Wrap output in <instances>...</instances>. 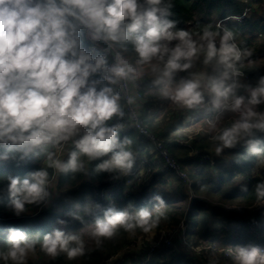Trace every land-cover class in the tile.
Instances as JSON below:
<instances>
[{
  "label": "clouds",
  "instance_id": "1",
  "mask_svg": "<svg viewBox=\"0 0 264 264\" xmlns=\"http://www.w3.org/2000/svg\"><path fill=\"white\" fill-rule=\"evenodd\" d=\"M144 2L149 7L143 8L139 0H0V147L4 149L0 160L15 159L17 155L23 160L37 150L45 151L48 145L62 147L80 135L73 140L78 151L70 152L66 162L55 158V153H47V168L60 173L82 171L80 156L95 160L109 153L111 158L101 163L99 170L120 169L127 173L133 167V154L125 150L130 141L120 142L118 137L121 125H106L113 116L123 115L117 103L119 95L113 94L110 87L97 91L99 81L89 85V77L100 70L110 73L105 77L109 83H116L113 77L126 78L133 69L123 62L107 68L103 56L92 63L93 58L80 48L78 26L88 29L93 41H128L132 39L130 34L142 32L133 40L138 63H148L154 57L163 60L167 55L161 77L155 81L165 83L166 89L177 72L191 69L194 58L203 53V63L214 64L218 74L190 73V78L181 79L171 94L167 90L164 94L177 104L193 108L202 103L201 88L206 82L218 112L239 113V119L215 137L220 142L217 154L251 136L253 129L264 131V117L255 111V106L264 103V78L250 90L247 101L234 95L236 78L242 75L236 64L245 53L232 42L233 33L224 29L221 35L208 26L197 34L198 39H193L188 31H169L174 22L166 19L171 14L167 8L158 7L162 0ZM125 22L129 23L122 27ZM162 39L178 43L169 48L159 43ZM245 143L249 152L261 151L260 140L248 139ZM48 176L46 168H41L23 179L8 178L7 191L15 216L24 213L26 205L38 204L48 196ZM256 194L264 198V183L256 185ZM154 199L164 206L159 195ZM158 223L159 218L152 219L147 209L132 216L109 207L102 219H96L92 236L100 243L118 228L127 231L139 227L148 232ZM8 243V251L0 255L14 264H23L35 251L37 241L23 231L9 229ZM41 250L53 258L63 252L73 259L83 254L84 243L77 235L54 230L44 236ZM235 260L237 264H264L257 247L240 248Z\"/></svg>",
  "mask_w": 264,
  "mask_h": 264
},
{
  "label": "trees",
  "instance_id": "2",
  "mask_svg": "<svg viewBox=\"0 0 264 264\" xmlns=\"http://www.w3.org/2000/svg\"><path fill=\"white\" fill-rule=\"evenodd\" d=\"M255 1L262 2V0ZM139 3L143 8L149 7L144 0H139ZM158 7L167 8L171 13L166 17V19L174 22V27L169 31L184 30L190 32L193 37H197V34H202L206 27L211 26L212 31H218L221 35L224 29L233 33L234 40L237 41L241 51L245 53L244 57L237 62L236 67L246 74L245 79H238V86L234 90V95L244 97L247 101L250 90L257 87L260 79L264 78V69L252 63L257 58L255 52H262V49H254L256 48V37L264 38V17L254 20L243 17L238 23L230 20L231 16H240L245 11L242 0H162ZM212 12L215 13L217 20L224 22L223 28H218L214 22L207 18ZM127 23L129 22H125L122 27L126 26ZM77 35L80 48L83 49L86 45L83 26H78ZM133 40L132 38L128 41H110L127 58L134 60L139 59V57L135 52ZM250 48L253 51H249ZM246 52L251 53L247 55ZM101 56L105 58L106 67L109 68L110 63L106 55ZM167 59L168 57L165 55L162 62L166 63ZM190 70L181 73L190 75ZM104 72L107 71L100 70L92 74L89 77V85L92 81H99L97 85L99 88L104 82L102 78ZM217 74L214 72V75ZM255 108L263 110L264 103L255 106ZM144 120L148 127L158 130L150 125L146 117ZM115 124L121 125L118 131L120 142L125 139L130 141L129 144L125 145V150L133 154L134 167L137 165V158L145 152L152 151L153 145L128 124L110 120L106 122L107 126ZM172 132L173 130H169L164 134L165 145L171 156L179 160L182 171L187 174L190 181L189 189L187 184L173 171H158L147 186L140 191L139 195L122 194L112 207L118 211H126L132 216L140 209H147L151 213L152 219L159 218V223L154 227L155 229L175 226L181 220H185L189 226L187 238L194 241L195 244L204 241L215 242L239 250L264 243L262 236L264 213L262 211L253 212L249 209L257 200H264V198L257 197L256 185L260 183V177L254 173L258 160L264 157V131L253 129L251 136L240 139L232 148H224L220 154L216 153L217 157L213 166L203 160L200 155L191 158L188 156L192 149L215 150L220 143L215 137L210 139L207 135L199 136L192 142L191 147H186L168 141ZM79 138L80 135H77L74 140ZM248 139L261 141L258 146L261 149L259 154L249 152L245 143ZM50 148L51 145H48L45 151L37 150L23 160L19 158V155L15 159L0 160V254L6 253L9 249V229H17L37 241L35 251L32 253L40 257L41 264H101L111 256L121 252L125 253L124 264H136L141 255L126 251L130 245L126 238L129 234L143 235L145 232L143 229L137 227L126 231L123 228H118L111 238H101L100 243H97L94 237L88 238L84 235V231L94 227L96 219H102L104 211L109 208L93 210L90 204L93 202L94 195L92 183L104 179L110 172L99 170L98 166L109 160L112 153L95 160L80 156L78 159L83 163L82 171H69L67 173L57 171L53 173V169L47 168L45 163ZM3 151L4 149L0 147V153ZM72 151H78L74 143L69 147L62 161L66 162L69 153ZM115 151H119V149ZM162 165V162L159 161L155 166L157 169H161ZM41 168H46L49 173L48 181H52L53 193L49 191L48 196L42 202L26 205V211L19 217L15 216L10 207L7 191L8 178L20 177L23 179L29 173ZM171 179L175 185L169 192L163 188V183H167ZM242 188H247V191H242ZM187 189L189 193L185 191ZM157 195L163 199V207H160L154 199ZM226 206H236V209L231 210ZM249 214L260 222L258 235L250 233L247 225L241 222L242 216ZM75 216H79L80 219H75ZM60 220L65 223H58ZM226 228L229 230L228 232L225 231ZM54 230H61L66 235L79 236L84 243L83 254L69 259L67 254L63 252L54 258L43 252L41 250L43 238ZM0 264H14V262L11 259L5 260L3 255H0ZM23 264H25V260ZM146 264H193V261L187 251L176 243L174 248H164L153 253Z\"/></svg>",
  "mask_w": 264,
  "mask_h": 264
},
{
  "label": "built area",
  "instance_id": "3",
  "mask_svg": "<svg viewBox=\"0 0 264 264\" xmlns=\"http://www.w3.org/2000/svg\"><path fill=\"white\" fill-rule=\"evenodd\" d=\"M231 19L240 21L242 18ZM217 25L220 26L219 28H223V22ZM83 31L86 44L83 50L93 58L91 61L92 63L95 62L97 56L105 54L110 63V67L123 62L124 65H128L133 69L126 78H117L121 93V100L118 105L123 115L113 116L110 121H120L128 124L153 145V150L139 156L137 158V165L128 170L127 173H122L120 169H113L104 179L92 183L94 194L93 202L91 203L92 209L98 210L112 207L122 194L133 193L137 195V189L140 186L142 188L146 187L148 183L145 182L150 181L153 175L158 173V171H173L187 184V188L189 189V178L187 174L182 171L179 160L175 159L169 153L165 145L164 134L172 129L175 124H181L180 130L172 132L168 137V141L191 147L192 142L199 136L207 135L210 139L216 137L224 128L231 126L239 119V113L230 111H225L223 113L218 112L213 107V96L208 90L206 82L201 88L203 92V101L201 104L191 108L192 116L189 117L185 112L179 111V109L173 113V109L169 106L162 107L159 105L158 101L149 99V96L155 92L157 86H159L164 93L165 90H167L168 93L171 94L180 80L190 78V75L177 72L171 84H168L166 89L165 83H155V81L161 77L165 65L164 62L152 59L148 63H138L139 59L131 60L127 58L110 40L102 38L93 41L90 38L89 30L83 27ZM141 33L130 35L135 39V36L141 35ZM236 45L239 48L238 44ZM243 57L244 55H242V58ZM240 72L242 75L236 78L237 84L239 78H246V74L242 71ZM190 73L198 72L190 70ZM229 83H231V81H229ZM231 99L232 97L229 98V103ZM149 103L153 105L150 109L147 108V104ZM255 111H257L261 117H264V109L258 110L255 108ZM166 113V123L164 122L159 130H153L146 125L144 117H149L153 119L154 122H160L163 118L162 114ZM225 113H227V115H225ZM213 122L215 123V127H212ZM183 133L184 135H182ZM75 138L76 136L73 137V140ZM73 140L64 143L62 147L54 148L51 145L50 152L55 153V158L63 160L69 147L73 145ZM199 155L203 160L209 162L211 166L214 165L215 150L203 151L192 149L188 157L191 158ZM159 161L163 164L161 169H157L155 166ZM52 169L53 173L57 172L56 169ZM258 175L260 177V183H264V160L262 161ZM49 184H52V181L47 185L48 193ZM97 205H99V207H97ZM231 207L232 206H226L228 209ZM249 209L253 212L262 211L264 213V200H257ZM242 222L247 225L250 233L258 235L260 222L254 216L250 214L244 215L242 216ZM225 231L228 232L229 230L226 228ZM188 232L189 226L185 220H181L177 225L171 227H163L160 229L152 228L150 231L145 232V235L142 236L143 238L134 240L132 244L130 243L126 251L141 255L136 264H146L156 251L164 248H174L176 243H178L187 251L193 264H237L235 257L238 255V249L232 246H223L219 243L207 241L195 244L194 241L187 238ZM130 246H132V248L129 249ZM251 247H257L260 250V255L264 256V243L257 246L251 245L248 248L250 249ZM124 254V252H121L111 256L101 264H124Z\"/></svg>",
  "mask_w": 264,
  "mask_h": 264
},
{
  "label": "rangeland",
  "instance_id": "4",
  "mask_svg": "<svg viewBox=\"0 0 264 264\" xmlns=\"http://www.w3.org/2000/svg\"><path fill=\"white\" fill-rule=\"evenodd\" d=\"M242 2L245 5V11L240 16H231L230 18H239V17L240 18H243V17H248L251 20L252 19L254 20L256 18L264 17V0H262V2L261 1L260 2H256L255 0H242ZM207 18H209L212 22H214L216 24V26H217L218 23H220V20H217L216 19V16H215V13L214 12H212L210 16H207ZM230 20L235 21L234 23H238L239 22V21H236V20H233V19H230ZM223 26H224V22H223ZM193 39H198V36L197 37H193ZM256 39H257L256 40V48L254 50H256V49H262V52L261 53L255 52L257 58L252 63H254V65L258 66L259 68L264 69V47H263L264 46V38L263 37H260V36H257ZM233 42H235L237 44V41L236 40H233ZM159 43L161 45H167L169 48H172V47H175V45L178 43V41H176V40L167 41V40H163L162 39L161 41H159ZM248 50L249 51H253L252 48H250ZM248 53H251V52H248ZM153 59L156 60V61H161L162 62V60H160L158 57H154ZM163 61H164V59H163ZM203 61H204V54L203 53H200L197 58H194V60H193V67L191 68V70H194V72H198V73H206L208 76H214V72H216V71L213 70L214 69V64H210V65H207L206 66L203 63ZM245 85H247V84H245ZM177 107H175L173 109V113L177 111V109H178ZM225 115H227V113H225ZM182 135H184V133ZM216 157H217V154L215 155V158ZM263 160H264V157H262L261 159L258 160V162H257V164H256V166L254 168V173H257V174L259 173L260 167L262 165V161ZM149 182L150 181H147L145 183H149ZM143 184H141V185H143ZM163 184H164L163 185V188L166 191H169L170 192V189L172 188V186L174 187L175 182L171 179L169 182L163 183ZM53 188H54L53 185L52 184H49V188L48 189L52 193L54 191ZM142 189L143 188L141 186L137 189V191H136L137 195L140 194V191ZM185 191L187 193H189V190L188 189L185 190ZM230 209L231 210H235L236 209V206H232ZM241 222H242V219H241ZM93 231H94V227H91V228L86 229L84 231L85 237L92 238L93 237L92 236V232ZM144 235H145V232L143 233V235H132V234H129V236H127V238H126L127 243H129V244L131 243L132 244L134 242V240L143 238L142 236H144ZM262 235L264 236V231L262 232ZM130 248H132V246H130L129 249ZM25 264H41V259L35 253H32L31 252V253H29L26 256ZM214 264H220V263H214Z\"/></svg>",
  "mask_w": 264,
  "mask_h": 264
},
{
  "label": "crops",
  "instance_id": "5",
  "mask_svg": "<svg viewBox=\"0 0 264 264\" xmlns=\"http://www.w3.org/2000/svg\"><path fill=\"white\" fill-rule=\"evenodd\" d=\"M109 68H111V67H109ZM157 73H158V71H157ZM108 75H110L109 72H106V73L104 72L102 74V78H103L104 82H103L102 85L99 86V88H97L98 84H96L97 91H99L103 87L112 88L113 94H118L119 97H120L118 102H117L119 104V102L121 100V93H120V90H119V87H118V80H117L116 77H113V79L116 80V83H109V81L105 79V77L108 76ZM149 99L158 101L159 105H161L162 107L169 106L171 109H174L175 107L178 106L177 108L179 109V111L185 112L186 115H188L189 117L192 116L191 108H187V107H184L182 105H179V104L173 102L168 96H166L164 94V91L159 86H157L155 92L152 95L149 96ZM152 107H153V105L151 103L147 104V108L148 109H150ZM162 117H163L162 121H160V122H154V120L150 119L149 117L146 118V120L150 123L151 126H153L154 128L159 130V128L164 124V122L166 123L167 113L166 114H162ZM180 128H181V124H175L172 127V129H170V130H173V132H177V131L180 130Z\"/></svg>",
  "mask_w": 264,
  "mask_h": 264
}]
</instances>
